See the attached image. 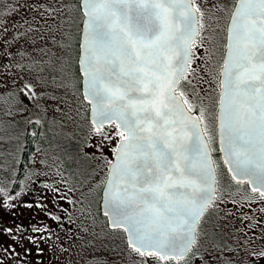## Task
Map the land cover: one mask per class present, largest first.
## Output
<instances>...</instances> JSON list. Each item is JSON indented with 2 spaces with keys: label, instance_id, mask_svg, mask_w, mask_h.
I'll return each mask as SVG.
<instances>
[{
  "label": "rangeland",
  "instance_id": "rangeland-1",
  "mask_svg": "<svg viewBox=\"0 0 264 264\" xmlns=\"http://www.w3.org/2000/svg\"><path fill=\"white\" fill-rule=\"evenodd\" d=\"M235 1L196 0L203 28L178 87L203 116L212 152ZM82 17L79 0H0V264H264V197L233 183L214 158L215 199L187 259L140 255L108 229L99 203L120 138L88 121L77 67Z\"/></svg>",
  "mask_w": 264,
  "mask_h": 264
},
{
  "label": "snow or ice",
  "instance_id": "snow-or-ice-1",
  "mask_svg": "<svg viewBox=\"0 0 264 264\" xmlns=\"http://www.w3.org/2000/svg\"><path fill=\"white\" fill-rule=\"evenodd\" d=\"M85 9L92 45L107 50L103 70L91 60L83 68L91 89L85 99L91 95L100 123L116 121L120 139L112 175L120 183L139 188V194L129 198L128 188L113 189L109 182L105 195L110 222L128 233L129 247L141 255L155 256L161 262L180 260L195 242L196 220L211 201V163L207 142L201 141L197 151L207 169L203 187L209 191L177 199L179 189L195 181L187 165L182 166V147L171 125L177 118L189 122L184 127L190 124L192 133L181 135L199 137L203 116L193 119L175 95L184 66H173L174 45L177 38L182 41L186 65L193 40L203 28V13L196 0H87ZM228 47L226 71L234 77L228 80L234 94L225 106L229 146L235 150L238 168L244 165L241 175H255L260 187L253 191L264 196V0H241L237 5ZM93 58L100 59L98 55ZM240 141L259 153V163L248 148L239 150Z\"/></svg>",
  "mask_w": 264,
  "mask_h": 264
},
{
  "label": "water",
  "instance_id": "water-1",
  "mask_svg": "<svg viewBox=\"0 0 264 264\" xmlns=\"http://www.w3.org/2000/svg\"><path fill=\"white\" fill-rule=\"evenodd\" d=\"M241 2V0H237L235 3V6L231 12V16L229 18V22L227 25V30H226V43H225V51L223 55V60H222V67L220 70V76H219V96H218V107H217V113H216V142H217V147L219 151V155L221 158V161L229 174L230 178L232 179L233 182L235 183H240V184H245L247 188L253 192V193H258L260 195L259 190L253 191V188L259 189L260 185L256 181L255 175H252L251 173L249 174L248 177H244L241 175V169L244 167L243 164H241L238 168L236 160L237 157L234 154L235 150H231L229 146V129H228V121H229V114L226 110V105L229 102V98L231 95L234 93H231L229 91V85H228V80L233 79L234 77H229L227 71H226V65H225V59L229 54V28L232 24V14L237 11V5ZM87 3V0H79V7L80 11L82 13V22H81V29H80V35H79V55L77 59V67H78V72L81 77L80 81V89H81V95L84 100V102L88 105V121L91 124V126L97 130V128L102 129L104 127L108 126H116V121L113 120L111 124L108 123H100L98 118L94 116L93 108H94V101L91 97L89 96V99H85L86 92L90 93V85L89 83L86 82V75L85 72L83 71V68L86 66L89 60L92 61V63L97 64L101 70L104 68V56L106 55L107 50L105 49H100L97 46L92 45L91 43V34H92V28L91 25L89 24V17L86 15V9H85V4ZM198 19V16H197ZM113 30L119 31L118 28H114ZM197 36L193 40V44L196 41ZM174 50L177 53L176 56L173 59V66H176L177 64H180L184 66V74L179 76V78L176 81V90L181 82L182 78L187 74L188 69H189V63L192 61V47L190 49L189 55H190V60L189 62L185 65L183 62V43L182 41L177 38L175 41L174 45ZM99 56L100 59L99 61L95 60L93 57L94 56ZM116 79V78H114ZM124 77H119V80L121 83L124 81ZM175 95L177 99L181 102L183 105L185 111L193 118V119H198V115L196 113H193L187 109L185 104H183V100L181 96L175 91ZM94 119L96 122L94 123ZM185 123L189 122H182L179 118H177V122L174 125H171L172 128V135L176 138V141L178 144L181 145L182 151H181V163L182 166L187 165L188 171L190 173V179L195 181V184L193 185H188L185 187H181L179 191L177 192V199L181 198H191L193 196H200L201 193L209 191L208 188L203 187L204 181L207 179V169H204L202 167V156L200 153L197 151V145L203 141L207 142V146L209 148L208 156L210 157V163H211V178L208 180V183L210 185V191H211V201L207 204H205L202 214L197 218L196 223H195V231L193 233L194 239L196 240V230L198 223L202 216L204 215L205 211L209 206L212 205L214 197H215V189H216V170L215 166L213 163L212 159V152L210 149V146L208 144V141L205 137V134L202 129L201 122H199V129H200V135L197 137L195 134H190L187 136L181 135L182 132L187 131L189 133H192V129L190 127V124L188 127H184ZM237 147L241 152L245 148H248V154L253 157L255 163L260 162V157L259 153L252 148H249L247 144H245L243 141L238 142ZM241 161L244 160V156L241 155L239 157ZM117 160V148L114 153L113 160L108 166V171L106 175L105 182L103 184V188L101 191V200L99 203L100 207V213L106 218L107 222V227L111 230H117L120 229L124 232L125 235V241L126 245H128V233L120 227H113L111 222H110V217L112 215L110 209L106 207V189L109 187V182L112 181L113 184V189L116 187L119 188H128V193H129V198H131V194L136 193L139 194V188H132L130 184H124L120 183L119 179L115 176L112 175L113 172V165L115 164ZM264 197V196H262ZM194 243L191 244V247L193 246ZM132 249L131 247H129ZM133 250V249H132ZM189 252V251H188ZM182 257H186L187 253ZM140 254V253H139ZM181 258V259H182Z\"/></svg>",
  "mask_w": 264,
  "mask_h": 264
},
{
  "label": "trees",
  "instance_id": "trees-1",
  "mask_svg": "<svg viewBox=\"0 0 264 264\" xmlns=\"http://www.w3.org/2000/svg\"><path fill=\"white\" fill-rule=\"evenodd\" d=\"M34 134L31 135L29 134L26 138H27V143H26V146H25V149H24V153H23V159L25 160L24 162L27 161V158L29 157V154L31 153V150L33 149V144H34ZM214 152V151H213ZM213 158L216 162H218V164L220 165V168L222 167V169L224 170V173L226 174V176H228L229 178V175L224 167V165L222 164L221 162V159H220V156H219V153L217 151V148L215 150V152L213 153ZM245 186V185H244ZM246 187V186H245Z\"/></svg>",
  "mask_w": 264,
  "mask_h": 264
},
{
  "label": "flooded vegetation",
  "instance_id": "flooded-vegetation-1",
  "mask_svg": "<svg viewBox=\"0 0 264 264\" xmlns=\"http://www.w3.org/2000/svg\"><path fill=\"white\" fill-rule=\"evenodd\" d=\"M190 251L187 253V256L185 258H183V259H180V260H168V261H165V262L177 263V262L183 261V260L188 258Z\"/></svg>",
  "mask_w": 264,
  "mask_h": 264
}]
</instances>
